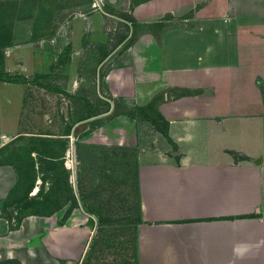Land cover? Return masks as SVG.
<instances>
[{
    "label": "crops",
    "instance_id": "1",
    "mask_svg": "<svg viewBox=\"0 0 264 264\" xmlns=\"http://www.w3.org/2000/svg\"><path fill=\"white\" fill-rule=\"evenodd\" d=\"M94 1V11L76 17L67 36L96 40L99 64L119 48L97 86L106 108L98 111L71 84L54 85L51 73H35L27 84L66 105L93 107L91 117H65L76 127L110 113L115 100L137 110L118 111L88 136L77 135L132 153L139 204L134 264H264V0ZM113 25L131 34L107 44ZM12 84L23 85L0 87ZM21 94L8 120L0 109V264H81L94 233L82 201L63 224L64 210H28L37 200L35 181L53 172L42 158L56 155L35 158V140L53 133L23 121ZM148 105L150 118L142 111ZM69 126L60 137L74 132Z\"/></svg>",
    "mask_w": 264,
    "mask_h": 264
},
{
    "label": "rangeland",
    "instance_id": "2",
    "mask_svg": "<svg viewBox=\"0 0 264 264\" xmlns=\"http://www.w3.org/2000/svg\"><path fill=\"white\" fill-rule=\"evenodd\" d=\"M83 1L88 0H0L2 68L11 74L23 75L27 80L31 79L35 73L45 72L47 75L51 73L50 81L54 85L62 87L64 84L67 87V84H71L75 87V92L79 91L78 93L92 99L96 109L100 111L106 108V104L101 97L97 96L105 97V94L100 93L97 88L99 79L101 84L105 69L114 56H117L119 48L111 53L109 60L99 64L96 40L81 34L76 40L71 41V38L67 36V30H71L76 17L85 18L94 11L93 7L76 10L83 6ZM115 27L113 25L108 36L104 37L107 38V44L114 43L116 38L122 37L123 33L131 34L129 27ZM134 35L135 31L132 36ZM61 63L62 65H59ZM61 66H63L62 69L59 68ZM45 73L41 74L40 78L47 77ZM0 88H2L0 109L2 107L6 120L16 111L22 92L23 121L28 117L34 122L37 133L48 130L53 133V136L46 137L43 141L35 140L39 141L35 142L39 149L38 156L36 155L35 158L39 160V156L47 154L45 153L46 144L50 146L52 144L56 152L54 153L56 160L53 162L56 165L54 171L58 172V180L55 186L51 171L46 174L48 181L47 179L44 181V177L37 184L35 181V186L39 188L36 194L38 201L28 210L38 211L39 216H47L48 211H55L53 213L61 215L62 211L69 206L68 189L72 187L76 193L75 206L78 205L77 200L82 201L84 208L91 215L88 223L94 228L93 237L89 241V244L91 243L90 247L88 246L89 251L87 249L86 257L81 264H134L132 234L136 220V207L132 164H130L131 151L111 144H89L77 140V135L80 138L83 135L88 136L99 125V122L95 124V127H92L90 123V125L79 124L78 127L67 124V121L83 114L84 111L85 113L92 111L93 107L89 105L81 107L72 102L66 105V101H62L58 94L50 95L49 92L37 87L33 89L27 83L20 86L2 85ZM30 88L33 90L32 93L29 91ZM109 118L110 113H107L98 119L108 121ZM66 124L71 125L69 127L71 130L74 128V132L62 138L59 133L65 130ZM71 137L73 142L70 140ZM80 147L86 148L83 151L86 150L87 153H83ZM61 151V157L58 158L57 155ZM67 156L73 158L72 169L65 166ZM98 164L99 168H97ZM63 168L67 173V186L64 184ZM39 170L42 171V167H39ZM72 174L73 176L70 177ZM76 176L82 180L80 182L83 187L79 182L77 183ZM55 187L56 194H53L50 199L47 198L46 195L50 194ZM11 209L10 206L4 208L6 215L15 214H12Z\"/></svg>",
    "mask_w": 264,
    "mask_h": 264
},
{
    "label": "trees",
    "instance_id": "3",
    "mask_svg": "<svg viewBox=\"0 0 264 264\" xmlns=\"http://www.w3.org/2000/svg\"><path fill=\"white\" fill-rule=\"evenodd\" d=\"M2 58H3V56H2V54L0 53V82L1 81H4V82H12V83H22V84H25V83H28L29 82V80H27L23 75H17V74H11V73H9V72H7V71H5V70H3V68H2ZM38 78L39 77H41V76H37ZM142 111H144V112H146L144 115H145V117L146 118H150L149 117V114L152 112V106L151 105H148V106H146ZM135 112H137V110L136 109H131V110H129L127 113L129 114V115H133ZM93 115H95V113H93V112H89V114H88V116L87 117H91V116H93ZM99 122V119L97 120V119H94V120H91L90 122H88L87 124H91V126L92 127H95L96 125V123H98ZM152 122H153V124L154 125H156V121L153 119L152 120ZM86 124V123H85ZM89 124V125H90ZM93 129V128H92ZM69 130L70 129H68V130H65V133L66 134H68V132H69ZM64 133V134H65ZM44 139H42V141H43ZM61 143H63V142H61ZM51 144V143H50ZM56 145V144H55ZM46 147L47 148H45V153H47V154H45L46 156H48V157H54L53 155H54V153L56 154V152H55V150H54V148H53V145L51 144V146L49 145V144H46ZM42 161L43 162H45L46 164H48V163H51V169H53V177H52V179H53V181L55 182V186H56V183H57V180H58V172H55L54 171V166H55V163L53 162V160L52 159H45V157L44 158H42ZM58 163V162H57ZM48 166V165H47ZM63 171L65 172L66 170H65V168L63 169ZM66 172H65V176H64V179H65V181H66V186L68 185V182H67V179H66ZM133 179H134V182H133V187H134V192H135V194H134V196H135V207H136V220L135 221H137L138 220V213H139V204H138V190H137V185H136V174H133ZM69 182L71 183V181L69 180ZM73 186V185H72ZM68 191H69V194H68V200H69V206H68V208L65 210V212H64V214H63V216H62V218L59 220V224H63L64 222H65V220H66V218L68 217V215L70 214V212H71V210H72V208L75 206V204H76V196H75V194H74V192H72L73 190H72V187H69V189H68ZM55 195L56 194V187H55V189H53V191L50 193V194H47L46 196H47V198H49L50 199V197L52 196V195ZM82 197V196H81ZM54 198V197H53ZM53 198H51V199H53ZM83 198V197H82ZM38 200H36L35 201V203L37 202ZM27 205V204H26ZM29 205V204H28ZM25 206V204L24 205H21V209L23 208ZM21 219V218H20ZM105 220V219H104Z\"/></svg>",
    "mask_w": 264,
    "mask_h": 264
},
{
    "label": "built area",
    "instance_id": "4",
    "mask_svg": "<svg viewBox=\"0 0 264 264\" xmlns=\"http://www.w3.org/2000/svg\"><path fill=\"white\" fill-rule=\"evenodd\" d=\"M99 1H101V0H98V2ZM94 6H96V2L95 1H93V7ZM2 138H4V136H2ZM70 140L73 142V138L71 137L70 138ZM71 142V143H72ZM68 154H69V152H68ZM69 156V155H68ZM68 156H67V158H66V160H65V166L68 168V169H72L73 168V158H68ZM73 176V174L70 176V177H72Z\"/></svg>",
    "mask_w": 264,
    "mask_h": 264
},
{
    "label": "water",
    "instance_id": "5",
    "mask_svg": "<svg viewBox=\"0 0 264 264\" xmlns=\"http://www.w3.org/2000/svg\"><path fill=\"white\" fill-rule=\"evenodd\" d=\"M118 111H124L125 112V111H128V110L127 109L120 108L118 106V102L115 100V101H113V108H112V110L110 112V115H114Z\"/></svg>",
    "mask_w": 264,
    "mask_h": 264
}]
</instances>
